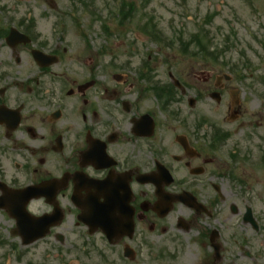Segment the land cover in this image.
Returning a JSON list of instances; mask_svg holds the SVG:
<instances>
[{"label":"flooded vegetation","instance_id":"af4514ba","mask_svg":"<svg viewBox=\"0 0 264 264\" xmlns=\"http://www.w3.org/2000/svg\"><path fill=\"white\" fill-rule=\"evenodd\" d=\"M62 28L14 49L0 29V211L62 217L39 264H264V185L249 192L242 105L215 62L157 43L146 63Z\"/></svg>","mask_w":264,"mask_h":264},{"label":"rangeland","instance_id":"374dc122","mask_svg":"<svg viewBox=\"0 0 264 264\" xmlns=\"http://www.w3.org/2000/svg\"><path fill=\"white\" fill-rule=\"evenodd\" d=\"M85 1L90 4V10L102 12V16L104 17V20H102L103 23L108 20L106 17L119 7V0ZM125 1L134 3L135 9L139 11V14L154 15V21L168 35L182 33L183 37H189L193 33L201 34L197 32L201 18L212 13L213 16L210 24L204 27L210 32L209 35L206 37L201 34L202 37L205 38L204 42H211L210 46L212 49L215 47H222L226 40V36L232 34L229 41L232 43L231 45L233 47L225 54L226 59L231 65L240 66L244 53V56L247 57L253 65V67L247 68L244 71L240 67L241 70L237 73L243 74L245 77L242 83L243 86H240L236 81H233L232 85L234 90L238 89L237 91L240 92V100L243 101H240L243 111V145L247 148L246 153L249 155L245 177L247 178L248 185L252 187L249 192L253 190L259 192L260 189L258 187L264 185V82L260 80V78H264V46L261 44L264 40V0ZM52 2L53 3L49 0H0V26L14 25L19 17H26L28 15L30 17L26 18V20H33L43 35L47 37L48 32L53 29L54 17L58 15L57 12L62 13V23L67 27L73 25V20H76L78 25H93L95 29H97L99 25H102L99 21H93L92 18L81 20L78 17L68 16L66 12H69L71 9L82 10L77 0H52ZM184 13L186 14L184 18L174 17L175 15ZM172 19H175V23L174 27L170 29L167 25ZM110 27L116 28V25L113 23ZM81 28L84 30L86 27ZM122 31L126 33V35L122 37L127 39L136 38V35H134L135 29L133 27L124 28ZM97 33L98 41L105 42V36L100 32ZM144 39L145 38L140 41V47L145 46ZM119 40L120 37L117 35L108 39V41L116 42ZM121 48L123 49V47ZM4 52L5 55H8L9 50L5 49ZM105 55H107L105 57L108 58V54ZM154 64L155 68L160 70L161 67L158 63L155 62ZM190 65L191 63L189 62L180 63L178 68L186 69L189 68ZM215 73H218L216 69ZM157 74H159V71L154 73V75ZM202 95L204 94L202 93ZM201 104L212 105L206 100H203ZM214 106H217V104ZM217 110H224V113L228 116L226 108H219ZM253 195L255 194L253 193ZM3 220L0 214V236H5L7 229L9 230L11 226L8 222L5 224ZM10 242L14 243L15 241H7L5 244L0 245V264L3 263L4 259V262L7 261L9 264H35L37 261H40L36 255V250H33V246L26 249L25 256L21 261L15 259L14 254L10 252L9 245L7 244ZM71 259L72 258L68 259L65 264H69ZM53 264H59V260H56Z\"/></svg>","mask_w":264,"mask_h":264}]
</instances>
